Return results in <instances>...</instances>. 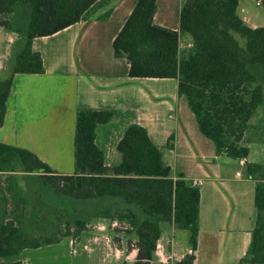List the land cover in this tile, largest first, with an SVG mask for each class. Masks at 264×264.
I'll return each instance as SVG.
<instances>
[{"label":"trees","instance_id":"obj_1","mask_svg":"<svg viewBox=\"0 0 264 264\" xmlns=\"http://www.w3.org/2000/svg\"><path fill=\"white\" fill-rule=\"evenodd\" d=\"M115 0H0V27L19 36L9 74L0 79V127L16 73H43L35 37L52 35L80 20L108 18ZM264 8V0H257ZM238 0H183L179 31L153 22L156 0H137L112 42L115 57L125 58L128 76L175 78L199 131L212 141L217 155L233 160L249 153L250 119L263 103L264 26L250 27L237 13ZM192 39L179 49V35ZM235 35L244 39L243 44ZM115 109L79 108L74 134L73 174H60L33 152L0 142V172L24 173L35 180L36 195L23 201L25 222L0 220L1 264H22L24 249H36L77 236L93 218L125 222V251L136 239L135 260L121 264H154L161 223L188 231L194 251L199 231L198 186L182 173L173 176L147 130L128 123L116 143L120 161L107 165L97 143V127L122 118ZM172 137L170 138V140ZM171 146V143H168ZM84 167V174L80 169ZM246 175L256 180V219L251 240L238 264H264V165L247 162ZM64 224H61V220ZM125 236V237H126ZM128 254V253H127ZM185 254L168 264H193Z\"/></svg>","mask_w":264,"mask_h":264},{"label":"crops","instance_id":"obj_2","mask_svg":"<svg viewBox=\"0 0 264 264\" xmlns=\"http://www.w3.org/2000/svg\"><path fill=\"white\" fill-rule=\"evenodd\" d=\"M136 1L115 0L106 19L80 20L52 35L32 40L31 48L40 54L43 73L14 74L0 127V142L33 152L60 174H73L77 110L89 107L125 113L103 125V131L107 133L114 123L123 128L132 122L140 124L160 148L162 160L173 176L182 173L189 182L201 181L195 250L191 249L187 236L184 247H178L170 239L166 250L159 252L165 229H176L161 223L154 259L159 253L172 263L192 250L193 264H238L249 246L257 213L256 180L245 172L246 163L253 161L247 156L241 164L215 153L212 141L199 131L186 97L178 94L177 79L128 76L129 64L125 58L114 56L112 42ZM182 3L183 0H156L153 22L179 31ZM238 7L239 1L237 11ZM241 18L250 27H259L250 24L247 16ZM17 40L16 33L0 27V77L9 74V61ZM191 44L189 35H179L180 50ZM165 112L170 122L164 119ZM57 157L61 163L65 162L64 167L49 163ZM63 242L66 254H73L72 242Z\"/></svg>","mask_w":264,"mask_h":264},{"label":"rangeland","instance_id":"obj_3","mask_svg":"<svg viewBox=\"0 0 264 264\" xmlns=\"http://www.w3.org/2000/svg\"><path fill=\"white\" fill-rule=\"evenodd\" d=\"M238 15L240 17L247 16L250 24L257 26H264V8L256 4V0H238ZM2 32V31H1ZM18 36V35H17ZM186 36H188L186 34ZM237 39L243 44L244 39L235 35ZM19 40V36H18ZM17 40V42H18ZM17 43L13 46L15 50ZM13 50V51H14ZM12 51V52H13ZM13 54V53H12ZM11 62V58L9 63ZM7 76V75H6ZM0 77V79L5 78ZM264 98V87H263ZM164 119L170 122L167 118V112L164 114ZM251 129H249L247 137L252 141L249 144L250 152L248 158L250 161L264 164V99L260 104L253 117L250 119ZM103 125L97 127V143L104 148L106 163L109 165L116 164L120 161V153L116 150V141L123 133V126L114 123L103 131ZM109 130V132H108ZM110 134V135H109ZM165 151V149H164ZM49 163L64 167L65 162L61 163L59 157L51 160ZM71 173H74L75 166L71 168ZM35 180L28 179L24 173H10L0 175V219L9 218L17 226H22L25 222L23 201L26 196L30 197L36 195ZM64 224V220H61ZM128 225L125 222L112 221L104 218L93 217L77 236H69L62 239L60 242L42 246L36 249H24L19 255V259L25 264H121L122 259L131 263L135 260V246L136 239L134 236L130 237L127 244L131 250L125 251V237L122 235L127 230ZM166 233L160 239L158 251L166 250L170 239H173L178 247H184L185 239L188 236V231L184 229H165ZM71 241L74 247L73 254L65 252V242ZM67 246V244H66ZM84 246H87L86 249ZM72 247V248H73ZM134 250V251H133ZM67 251V250H66ZM128 253V254H127ZM89 255V256H88ZM160 258V259H158ZM16 258H0V264ZM154 264H168L170 260L162 258L157 253Z\"/></svg>","mask_w":264,"mask_h":264},{"label":"built area","instance_id":"obj_4","mask_svg":"<svg viewBox=\"0 0 264 264\" xmlns=\"http://www.w3.org/2000/svg\"><path fill=\"white\" fill-rule=\"evenodd\" d=\"M257 4L259 5L260 2L257 1ZM239 161H240L241 164H243V159H241V160H239ZM190 184L193 185V186H198V185L201 184V181H200V180H195V179H194V180H191V181H190ZM192 252H193V251L191 250V251H190V254H192Z\"/></svg>","mask_w":264,"mask_h":264},{"label":"water","instance_id":"obj_5","mask_svg":"<svg viewBox=\"0 0 264 264\" xmlns=\"http://www.w3.org/2000/svg\"><path fill=\"white\" fill-rule=\"evenodd\" d=\"M84 172H85V169H84V167H82V168L80 169L79 173H80V174H84Z\"/></svg>","mask_w":264,"mask_h":264}]
</instances>
